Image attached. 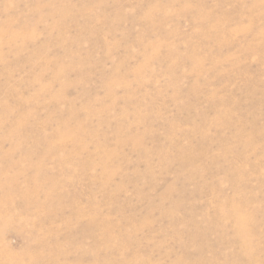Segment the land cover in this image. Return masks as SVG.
<instances>
[{
    "label": "rangeland",
    "instance_id": "1",
    "mask_svg": "<svg viewBox=\"0 0 264 264\" xmlns=\"http://www.w3.org/2000/svg\"><path fill=\"white\" fill-rule=\"evenodd\" d=\"M0 227V264H264V0H0Z\"/></svg>",
    "mask_w": 264,
    "mask_h": 264
},
{
    "label": "bare ground",
    "instance_id": "2",
    "mask_svg": "<svg viewBox=\"0 0 264 264\" xmlns=\"http://www.w3.org/2000/svg\"><path fill=\"white\" fill-rule=\"evenodd\" d=\"M236 211H237V210H236ZM233 213H234V215L236 216V221H235V222L237 223V224H236V225H237V229H236L237 236H238L240 239L244 240V243L246 244V241H245V240H246V238H247V235H246V233H247L246 231H247V230H246L245 227H243V222H244L245 220L243 221L244 218L242 219V217H241L242 214H241V216H240V215H239V214H240L239 212H237L238 214H237L236 212H233ZM238 215H239V216H238ZM232 217H233V216H232ZM2 227H4V226H2ZM1 230H3V228L0 227V231H1ZM1 235H2V234H1ZM1 235H0V236H1Z\"/></svg>",
    "mask_w": 264,
    "mask_h": 264
}]
</instances>
